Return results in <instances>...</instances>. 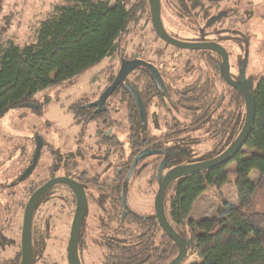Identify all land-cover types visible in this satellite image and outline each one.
Listing matches in <instances>:
<instances>
[{"label":"rangeland","instance_id":"rangeland-1","mask_svg":"<svg viewBox=\"0 0 264 264\" xmlns=\"http://www.w3.org/2000/svg\"><path fill=\"white\" fill-rule=\"evenodd\" d=\"M196 1H201L203 7L195 11H184L186 17H183L178 13L176 0H161L165 26L184 37L179 38L180 41L220 43L229 54L231 72L235 73L243 60L245 76L254 81L255 87L264 78V0ZM65 3L67 0H6L0 15V29L9 25L1 38L17 45L33 42L40 23L54 12L56 6ZM219 11L227 12L228 16L206 28L207 17ZM199 29L209 32L211 38H204L205 42H201L202 38H198ZM119 45L120 54H123L121 60V55L106 58L70 83L40 92L34 99L40 109L31 106L15 108L0 118V180L11 177L13 173L15 175L19 163L21 167L27 165L35 151L34 138H39L44 141L45 146L67 154L68 171L88 184L89 205L80 241L83 264H104L107 244L131 243L137 233L134 223L127 220L129 216L124 218L122 224L119 222L122 212V184L133 161L130 145V96L125 90H118L108 99L105 113L99 116H94L91 110L82 113V107L97 101L112 83L121 61L138 55L141 59L155 63L169 80L170 100L153 97L146 102L147 131L154 142H168L162 148L193 147L196 156L194 159L216 157L221 150L227 148L225 134L220 131H225L222 123L228 120L225 109L229 99L213 115L210 126L200 124L199 127L194 124L193 127H198V130L189 129L180 133L191 124V110L190 114L183 110L181 99L192 87L211 80L213 85L209 81L208 83L214 88L215 100L227 91L217 78H213L216 71L209 59L211 53L168 47L155 38L149 5L138 10L135 20L119 40ZM128 81L144 92L146 85L142 72L133 73ZM244 152L252 154L255 151ZM50 158L49 154L44 155L39 168L51 162ZM148 159L137 165L127 187L129 210L143 217L155 213L154 198L158 190L155 169L161 157ZM235 170L236 164H230L227 167L229 184L201 195L193 206L189 220L200 222L206 218L220 217L225 212L224 202H239L235 188ZM252 179L256 181L258 175L254 174ZM30 184V181L25 183L27 187ZM172 196V191L165 196L166 214L169 198ZM67 198L66 208L61 202H52L43 209L44 213L47 211L46 216L51 217L49 228L44 229L50 238L45 243L43 258L36 264H68L66 249L75 199L70 192ZM14 199L0 202V228L18 242L22 207L26 202ZM253 211L264 212V186L258 191ZM37 224L41 225L42 222ZM178 228L188 237L191 236L187 225ZM195 234L199 232L195 231ZM17 253V248L0 252V262L7 263L6 260H11ZM181 264H202V261L194 252H190Z\"/></svg>","mask_w":264,"mask_h":264},{"label":"trees","instance_id":"trees-1","mask_svg":"<svg viewBox=\"0 0 264 264\" xmlns=\"http://www.w3.org/2000/svg\"><path fill=\"white\" fill-rule=\"evenodd\" d=\"M5 2L0 0V15ZM147 5L149 0H67L40 23L34 41L24 45L1 38L9 24L1 28L0 118L15 108L31 106L40 109V105L34 103L37 94L68 84L106 58L121 55L119 40L135 20L138 10ZM122 58L123 54L120 60ZM209 59L216 70L217 63L212 57ZM242 64L243 60L240 66ZM136 72L143 74L144 70ZM134 87L147 110L144 92L146 88L151 89L150 84L144 92ZM118 90H125V86L121 84L116 92ZM125 92L128 94L127 90ZM213 93L214 88L205 83L196 84L184 95L182 108L189 114L191 110L192 120L189 128L182 130L181 134L189 129L198 130L196 125L210 126L213 115L222 108L210 106ZM232 93L233 104L228 103L224 108L228 118L222 123L225 131H220L225 134L227 148L240 134L246 115L243 96L236 91ZM253 95L254 124L244 148L234 160L225 166L178 179L166 191L165 196L173 192L169 198L167 219L181 236L188 241L194 240V245L188 246L187 257L194 252L202 264H264V212L253 211L258 191L264 186V78L256 83ZM130 99V145L134 159L144 148H150L154 140L148 135L134 98L130 96ZM88 111L82 109V113ZM244 150L255 152L247 154ZM193 151L190 147L176 155L170 167L215 158L194 159ZM232 163L236 164L235 188L239 202H224L225 212L220 217L200 222L189 220L195 202L203 193L229 184L227 167ZM158 166L159 163L156 172ZM253 174L258 175L256 181L252 179ZM128 216L127 220L134 223L137 233L131 243L107 244L104 264H168L176 258L178 248L162 231L155 214L143 217L133 212ZM119 222L122 224L124 220ZM183 225L188 226L190 237L179 230L178 226ZM195 231L199 234L196 235Z\"/></svg>","mask_w":264,"mask_h":264},{"label":"flooded vegetation","instance_id":"flooded-vegetation-1","mask_svg":"<svg viewBox=\"0 0 264 264\" xmlns=\"http://www.w3.org/2000/svg\"><path fill=\"white\" fill-rule=\"evenodd\" d=\"M175 4H176V7L179 10V12H178L179 15L180 14L183 15V17H186L184 15V13H183L184 11H187V10L195 11L196 9H201L203 7V3H201V1L197 2L196 0H176ZM150 15H151V12H150ZM187 15H190V14L188 13ZM219 16H222L221 19H217ZM227 16H228V13L225 12V11H222V12L219 11L215 15L208 16L207 17V21H206V28H210L211 26H213L216 23L220 22L221 20L225 19ZM161 20H162V7H161ZM211 20H215V21L209 25L208 23ZM151 24H152V29H153L154 34H155V38H158V39L161 38V37H159L157 35V33L155 31V28H154V25H153V22H152V18H151ZM162 24H163L164 30L166 31L167 35L170 38H175L177 40H181L179 38H184V37L179 36L175 32L169 30L165 26V23L163 22V20H162ZM147 25L148 24H146V26ZM205 29H199V37L198 38H202L200 40L201 42H205L204 38H211L210 34H208L209 32H206ZM191 42L200 43L198 41H191ZM209 42L217 43L215 41H209ZM164 44H166V43L164 42ZM218 44H220V43H218ZM166 46L174 47V46L169 45V44H166ZM174 48H176V47H174ZM190 52H200V51H190ZM203 52H209V53H211L212 55L215 56V57H213L212 55H210V57L213 58L214 62L217 63L216 70L214 69L216 71V75H214L213 78L214 79L217 78L223 84V87H224L223 89L227 90V91H225V93H221V95L219 96V100L218 101L215 100L214 95L211 96L212 100L210 102V106H215V107L223 106L224 102L226 100H228V99H229L228 103L233 104V98H231V97L234 94L232 92L233 91H236L237 93H239V92L236 89H234L232 86H230L223 79L222 73H221V70H220V66L222 64L221 57L218 54H216L214 52H211V51H203ZM134 57L135 56H133L132 59H134ZM138 58L141 59V57H139V56H138ZM132 59H128V60H132ZM141 60H143L147 64L151 65V68H144V67L137 68L127 77V79L123 83V85L125 86V90L128 91V95L133 97L132 91L135 90L134 85L131 84L128 81L129 77L134 72H136L138 69H142V70H144L143 77H144V80H145V85L147 87H149V84H150V86H151V89H148V88L145 87L146 89H145V92H144V97H145L146 101L149 100L150 98H153V97H156L157 99H160V100H164V99L170 100L171 99V97H170L171 96V94H170V85L168 83L169 80H167V78L165 76L166 74L164 72H162V70L155 63H153L151 61H148V60L146 61L144 59H141ZM240 67L241 66L238 67V69H237V71L235 73L231 72L232 79L235 82H237V83L239 82ZM119 69H120V67H119ZM118 71H117V73H118ZM116 76H117V74H116ZM116 76H115V78H116ZM197 81H199V79ZM208 81L213 85L211 80H208ZM208 81H206L205 83L208 84ZM104 91H103V93H104ZM107 101H106V103H107ZM95 102H91V103H88V104L84 105L82 107V109L89 110V111L91 110L93 112L94 116H99V115H101V114H103V113H105L107 111V107H106V111H104V112H102L100 114H97L96 112L98 110V107L84 108L85 106L92 105ZM143 106L145 108L144 103H143ZM145 114H146V119H145V121H143V124H144V126H145V128L147 130V121H148L147 110H145ZM34 139H35L34 140L35 141V151L32 154L31 160L27 163V165L21 167L20 163H19V165H18V167L16 169L17 172H15V175L13 173V175L11 177H9L7 179L0 180V202L1 201L2 202H4V201L7 202L8 200L14 199V198L18 199L17 200L18 202L19 201L20 202L21 201L26 202L25 206L22 207L23 208L22 226L20 227V232L18 234V236H19L18 242H17L16 238L14 239L13 237L7 235L5 233V231H4V229L0 228V252H4L7 249H12V248H17V252H18L15 255V257L12 258L11 260L7 259L6 260L7 263H1L0 262V264H20L21 263V261H22V228H23V222H24L25 208H26L27 203L29 202V200L33 196V194L36 191H38L39 189H41L43 186H45L47 183H49V182H51L53 180H56V179H71V180L77 182L78 184H80L81 186H83V188L85 190V193H86V196H87V210H86L85 218H86V215H87V212H88V205H89V191H88V187H87L88 184L83 182V180L81 178H77L76 176H74L75 174L72 171H68L67 154L60 153L54 147L45 146L44 141L40 139V141L42 142V147H41L40 152H39V154H38V156L36 158V148H37L36 139L37 138H34ZM176 141H177V144H178L179 141L178 140H176ZM164 143L167 144L168 142H163V141L162 142H157V141L156 142H152V144H151L152 146L150 148H144L143 149V150L149 149V150H154V151H163L162 154H158V155H154V156L148 157L149 159L153 158V157H161V160H160L159 166H158V170H159L160 165L164 163L165 164V168L163 169L162 175H165L170 169L175 167V166L170 167V164H172V161L174 160V157L176 155H178L179 153L185 151V149H186V148L171 147V146H168L167 148L166 147L162 148ZM44 150H47V153H44ZM47 154H49V156H51V158H50L51 162L43 164V167L39 168V166L42 164L41 161L43 160L44 155H47ZM35 158H36V160H35ZM146 159L147 158H145V159H143L141 161H144ZM132 163H133V161H132ZM132 163H131V166H132ZM131 166H130L128 172L125 174V179H124V182L122 184V192H121V208H122V212H121V219H122V214L124 213L122 198H123V194L125 193L126 202H127V194H128L127 187H128V182H129V180L131 178L130 177L128 179L127 176H128V173H129V171L131 169ZM146 168L147 167H145V169ZM135 170H136V168H135ZM135 170H134V172H135ZM158 170L156 172L155 178H156L157 185L159 187V182H158V178H157L158 177ZM120 172H122V169H120ZM28 181H30L31 184L27 187L25 185V183H27ZM176 181H174V182H176ZM174 182H172L171 184H173ZM22 187H23V189H21ZM18 188H19V190H17ZM19 192L21 193V195H19ZM68 192H70L72 194V197H74V199H75V210H76V205H77L76 195H75L74 191L65 183H56L55 185L50 187L45 192V194L43 196H41V198L37 202V204H36V206L34 208L33 214H32V218H31V240H32V253H33L32 254V264H36L37 262H39L43 258L44 252H45V248H46L45 247V243L50 238L49 235H46L45 231L50 226L51 217L49 215L46 216L47 211L44 213L43 209L45 207H47L52 202H61V204L63 203V207L66 208V204H67V201H68V198H67ZM127 207H128V204H127ZM128 209H130V208L128 207ZM74 214H75V211H74ZM44 215H45V217H44ZM84 221H85V219H84ZM40 222H42L41 225L37 224V223H40ZM83 225H84V222H83ZM45 228H46V230L44 231ZM82 229H83V226H82ZM81 234H82V230H81ZM80 241H81V235H80V239H79V243H78L79 256H80V259H81ZM68 242H69V240H68ZM67 247H68V243H67ZM66 251H67V249H66ZM66 259H67V252H66ZM81 262H82V260H81Z\"/></svg>","mask_w":264,"mask_h":264},{"label":"water","instance_id":"water-1","mask_svg":"<svg viewBox=\"0 0 264 264\" xmlns=\"http://www.w3.org/2000/svg\"><path fill=\"white\" fill-rule=\"evenodd\" d=\"M149 5H150L151 18L155 31L157 35L161 37L159 39L164 41L166 44L172 45L181 50L211 51L218 54L222 59L220 70L223 79L243 96L246 106L245 121L240 134L234 140V142L220 155L207 161L195 162V163L174 167L170 169L165 175H162L163 169L165 168V164L163 163L159 167L158 177H157L159 182V187L154 198V212H155L154 214L162 231L176 244L178 248V255L173 261H171L168 264H181L188 255V246H193L194 240L191 239L188 241L187 239H185L178 232H176V230L169 223L165 213V205H164L167 188L172 182L181 179L183 177H187L192 174L211 170L214 168H219L229 164L244 148L251 133L255 120V100L253 95L254 81L252 79L246 78L245 64H242L240 68L239 82L237 83L232 79L229 54L226 51V49L223 46L219 45L218 43H214V42L189 43V42L177 40L175 38H170L167 35L166 31L164 30L161 20V0H149ZM221 17L222 16H219L217 19H221ZM214 21L215 20H211L209 21L208 24L210 25ZM140 67L151 68V65L139 59L138 55H136L132 60L121 61L120 69L113 83L104 91V93L100 96L98 101H96L92 105L85 106L84 108L98 107V110L96 112L97 114L106 111L105 105L109 97L116 91V89L121 84H123L126 81L127 77L135 69ZM132 94L135 99L136 105L139 109L140 117L142 121H145L146 119L145 108L143 106L141 97L135 90L132 91ZM36 142H37V148H36V158H37L40 149L42 147V142L40 141L39 138L36 139ZM162 153L163 151H154L149 149L141 151L133 159V163L127 178L129 179L131 177L137 164L141 160ZM56 183L67 184L74 191L76 195L77 205H76L73 221L71 224L70 238L67 247V262L68 264H82L79 256L78 243L87 210V196L83 186H81L80 184H78L77 182L71 179H56L47 183L41 189L36 191L29 200V202L27 203L25 208L24 222L22 228V261L20 264H32V254H33L32 240H31L32 214L41 196H43L45 192ZM122 200H123V208H124V213L122 214V220H123L126 216L132 213V211H130L127 207L125 193L123 194Z\"/></svg>","mask_w":264,"mask_h":264},{"label":"crops","instance_id":"crops-1","mask_svg":"<svg viewBox=\"0 0 264 264\" xmlns=\"http://www.w3.org/2000/svg\"><path fill=\"white\" fill-rule=\"evenodd\" d=\"M254 175V174H253Z\"/></svg>","mask_w":264,"mask_h":264}]
</instances>
